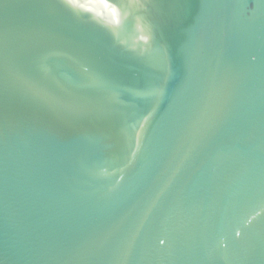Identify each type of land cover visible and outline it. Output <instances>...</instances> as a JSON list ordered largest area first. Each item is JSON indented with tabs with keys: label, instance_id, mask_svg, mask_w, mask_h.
<instances>
[{
	"label": "water",
	"instance_id": "water-1",
	"mask_svg": "<svg viewBox=\"0 0 264 264\" xmlns=\"http://www.w3.org/2000/svg\"><path fill=\"white\" fill-rule=\"evenodd\" d=\"M0 264H264V0H0Z\"/></svg>",
	"mask_w": 264,
	"mask_h": 264
}]
</instances>
